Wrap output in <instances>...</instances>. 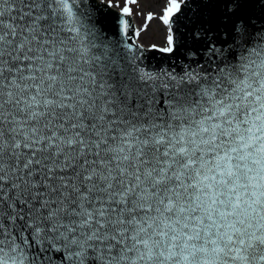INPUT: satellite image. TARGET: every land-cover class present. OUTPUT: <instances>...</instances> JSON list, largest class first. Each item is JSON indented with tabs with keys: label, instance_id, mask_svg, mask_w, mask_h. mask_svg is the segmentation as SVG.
I'll use <instances>...</instances> for the list:
<instances>
[{
	"label": "snow or ice",
	"instance_id": "obj_1",
	"mask_svg": "<svg viewBox=\"0 0 264 264\" xmlns=\"http://www.w3.org/2000/svg\"><path fill=\"white\" fill-rule=\"evenodd\" d=\"M78 4L0 0V264H264V0H167L155 72Z\"/></svg>",
	"mask_w": 264,
	"mask_h": 264
},
{
	"label": "water",
	"instance_id": "obj_2",
	"mask_svg": "<svg viewBox=\"0 0 264 264\" xmlns=\"http://www.w3.org/2000/svg\"><path fill=\"white\" fill-rule=\"evenodd\" d=\"M78 8L84 14L88 23L97 25L96 31L106 44L115 47L129 58L134 55L136 63L144 70L155 72L161 69L171 70L172 67H176L179 70V60L152 48H145L137 43L135 27L129 14L118 12L108 4L97 0H79ZM193 11L195 9L191 7V4L184 7L178 23L174 25L186 37L188 35L186 30L191 27L189 20L192 18ZM253 11L258 15L260 9L257 7ZM210 12H214V9L203 7L200 9V13L205 16ZM122 20L126 21L129 25L126 33L121 30ZM188 43L191 45L190 39ZM129 46H131V51H129ZM50 255L53 257L52 264H59V261L56 259L59 253L52 252Z\"/></svg>",
	"mask_w": 264,
	"mask_h": 264
},
{
	"label": "rangeland",
	"instance_id": "obj_3",
	"mask_svg": "<svg viewBox=\"0 0 264 264\" xmlns=\"http://www.w3.org/2000/svg\"><path fill=\"white\" fill-rule=\"evenodd\" d=\"M109 3V0H103ZM167 5V0H136L135 3L125 4V0H111V6L117 10H123L125 6L129 8L134 23L138 31V41L144 47H151L153 44L158 47H166L165 38L166 27L161 23L159 17L163 15V10ZM154 14L152 21H147L149 13Z\"/></svg>",
	"mask_w": 264,
	"mask_h": 264
}]
</instances>
